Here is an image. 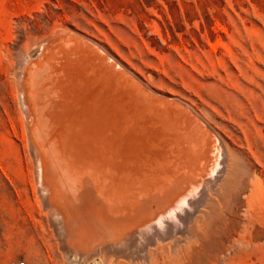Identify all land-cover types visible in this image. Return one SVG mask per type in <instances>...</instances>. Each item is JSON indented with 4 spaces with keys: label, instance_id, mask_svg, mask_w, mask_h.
<instances>
[{
    "label": "rangeland",
    "instance_id": "rangeland-1",
    "mask_svg": "<svg viewBox=\"0 0 264 264\" xmlns=\"http://www.w3.org/2000/svg\"><path fill=\"white\" fill-rule=\"evenodd\" d=\"M67 41L110 85L112 121L152 128L128 182L105 186L151 189L167 174L196 195L157 234L133 223L134 191L127 239L114 241L98 176L43 166L53 145L36 135L28 70L59 65ZM196 139L201 155L186 147ZM20 262L264 264V0H0V264Z\"/></svg>",
    "mask_w": 264,
    "mask_h": 264
},
{
    "label": "bare ground",
    "instance_id": "bare-ground-1",
    "mask_svg": "<svg viewBox=\"0 0 264 264\" xmlns=\"http://www.w3.org/2000/svg\"><path fill=\"white\" fill-rule=\"evenodd\" d=\"M73 40L74 39H72V42L74 43ZM76 41H78V39ZM68 42L73 44L70 41H67L66 43H64L65 46L63 45L64 47L60 51L61 53L63 52L62 58L64 59L60 60L58 58L59 65L56 66L54 63V65H52L53 66L52 70H51L52 66L50 67L51 65L50 61L52 62L55 61L54 59L51 60L52 56L51 57L48 56L50 58L43 60L41 64L34 65L35 68H34L33 73H32L31 68H30L31 70H28L29 73L31 71L30 73L31 75L28 74V79L33 74L35 78L38 77L32 82L33 84L31 85V91H30V94L33 95V97H30V100L32 101V102L30 101V104L33 103L32 112L35 118L36 126L38 124V129H39L36 135L39 134L38 136L39 138L43 137L46 142L53 145L52 147H48V146L45 147L49 149L47 151L45 150L46 152L44 154L41 152L43 156L42 155L40 156L43 157L42 160H44V163H45L43 165L45 167V170L48 167H49L48 169H50L51 167L53 169L54 165H57L56 162H58L60 159L61 160L60 163L63 164V168H62L63 170L68 168V171H70L69 169H71V171L77 170L78 173L79 171L87 172L90 170L94 172L96 176H98V178L97 177L96 178L100 181L98 182L99 185H101V187L105 189L107 191L106 193L108 194V196L105 195L104 194L105 190L103 192L102 191L103 189L99 186L98 190H100L101 188L102 190L100 191H102L104 196H107L106 198H104L106 205H104L103 203L104 205L103 213H105L106 218H110L109 219V222H110L109 231L111 234L109 233L108 235H110L114 241L119 238L120 239L119 243H122L123 241L127 239L126 234L128 231L125 230L124 228V222H125L124 220L128 217V214L130 213L129 212L131 209L130 205H132V203L135 202L134 198L132 197L135 194L134 191H136V193L139 195V199H140L139 202H142V204L138 208L139 209L138 212L135 213L136 216L134 215L135 218H133L134 219L133 223L138 225L139 223L145 222L144 225L147 224L146 226L147 229L151 228L152 230H154L155 226H162L163 224H165L164 223L165 220L169 221L172 217L174 218L175 215L177 214V211L179 212V210L183 209L184 206L186 207L187 205L189 206L192 200L196 198V195L193 194L191 196L189 187L187 188L184 185H181V186L177 185L174 182V180L170 178L167 174H165L164 176H161L159 178L160 180L159 185L154 186L151 189L143 187L140 184V181L136 182L137 184L135 185L134 188L128 189V188L120 187V189H116V190L113 189L112 192H111V187L105 186L104 180H108L112 184H115L116 182L120 186H124V184L128 182V174L126 173V170L128 172L130 168L131 170L133 169V166L131 163L132 162L131 157L134 156L137 149H141L142 145H144L143 141L149 140L150 138L149 133L152 128L146 124L142 125L143 123L139 125L140 120L142 121L143 119H138L134 121V119H132V116L128 114H122L121 119L119 120L120 122H117L116 124L112 121L113 116H112V108H111L112 106H111L110 85L106 84L105 81H103V76L101 78H96V75L94 74L95 69H92V70H88L89 68L86 69L87 66L85 65L86 63L85 61L87 60L86 58H90V57H86L85 54H82L83 51L80 53L79 52L80 48L78 49L79 50L78 51L76 50L77 48H75L76 46L74 47L73 45H69ZM78 43L76 44L79 47L80 44ZM84 46L82 48H84ZM37 48L39 47L37 46ZM37 48H34L33 50L34 54L39 52ZM78 52L80 54L77 56L76 54H78ZM87 56H89V54H87ZM38 58L40 59L39 55H38ZM90 61H94V60H90ZM33 63L34 61L32 62V64ZM92 66L93 65L89 67L92 68ZM94 68H96V66ZM48 70H49V73L46 72ZM45 73H48L49 77L48 78L44 77L43 78L44 81H43L41 77L43 75H46ZM39 80H42V81H39ZM43 95H44L45 106L43 105L44 107H41L38 104L40 100L42 99ZM159 110L155 109V111H157V114L162 115L161 112H158ZM48 125H50L52 129L50 130L51 132H49L50 139H48L47 141L46 126ZM50 126H48L47 128H50ZM36 135H35V138H36ZM62 135L64 136V139H63L64 141L63 140L60 141ZM44 139L41 138L39 141H44ZM150 142L152 144L155 142L154 139H152V136H151ZM180 142L185 143V141H181V140ZM41 143H42L41 145H43L44 142H41ZM185 144H187V142ZM199 145L200 143L196 139L195 141H193L192 145L187 144L186 147L190 150V152L196 153L197 155H201V152H200L201 149ZM152 159H155L154 161H157L156 158H152ZM141 162L143 163L144 161H141ZM168 162H169L168 166L170 164H171V167L172 166L177 167V165L179 166L178 163H174V160H169ZM75 165L76 166L79 165L78 166L79 169H76ZM155 167L156 169H158L159 165L155 164ZM55 168H58V167L55 166ZM89 173H86V174H89ZM73 175H74V172H73ZM219 176L220 174L217 175V177ZM87 177H89V175H87ZM69 178H71V176H69ZM211 179L212 178L210 177L209 181L205 183V186H207V184L210 181H212ZM81 180L82 179L80 177L79 179L80 182L87 181V179H84L85 181H81ZM98 180H96L95 184L97 183ZM92 182L93 181H91V183ZM110 182L108 183L112 185ZM88 183L90 182L87 181L86 184ZM92 184H90L92 185L91 187L94 186V182ZM97 184L95 186H98ZM96 191H97V188H96ZM119 192H123L124 195L123 194L120 195ZM100 198H103V197H100ZM101 201L103 202V199ZM198 209L199 208H197V210L195 211H198ZM101 212H102V209H101ZM98 213H100V211ZM192 213H193V210H192ZM184 214H186V212ZM130 216H131V213H130ZM184 216L185 215L181 216V220L184 219L183 218ZM129 218L130 217H128V219ZM177 220H180V219H177ZM181 222L179 225H181ZM87 223L89 222L87 221ZM127 223L129 222L127 221ZM89 225H91V223ZM130 225L131 223L129 224V226ZM168 226L166 225L165 227L169 228ZM144 227L145 226H142V228ZM93 228L94 227L92 224V228H89V229H93ZM128 228H131V227H128ZM155 229L157 230V228ZM159 229H163V228L161 227V228H158V230ZM163 232H165V230L162 231V234ZM167 232L168 231H166V233ZM173 232L171 230V233ZM91 233L92 232L89 233L90 234L89 236L93 234ZM96 233H94L95 236H96ZM98 234L97 236L99 237ZM144 236L147 237V235H144ZM148 236H150V234ZM102 237L104 236L102 235ZM107 238H110V237L108 236ZM160 239H157V240H160Z\"/></svg>",
    "mask_w": 264,
    "mask_h": 264
},
{
    "label": "built area",
    "instance_id": "built-area-1",
    "mask_svg": "<svg viewBox=\"0 0 264 264\" xmlns=\"http://www.w3.org/2000/svg\"><path fill=\"white\" fill-rule=\"evenodd\" d=\"M19 264H26L25 262H20Z\"/></svg>",
    "mask_w": 264,
    "mask_h": 264
}]
</instances>
